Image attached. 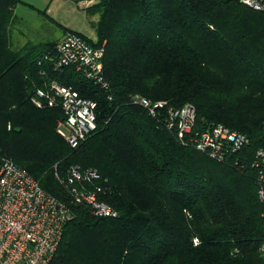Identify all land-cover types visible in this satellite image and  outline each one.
I'll use <instances>...</instances> for the list:
<instances>
[{"label":"trees","instance_id":"obj_1","mask_svg":"<svg viewBox=\"0 0 264 264\" xmlns=\"http://www.w3.org/2000/svg\"><path fill=\"white\" fill-rule=\"evenodd\" d=\"M21 0H0V156L71 210L49 264H264V203L257 149H264V12L240 0H98L106 88L72 67L38 64L55 42L13 48ZM43 71V72H41ZM56 80L96 101V128L72 147L57 132L59 105L32 101ZM139 94L165 104L150 114ZM192 104L194 130L221 123L249 142L223 161L183 144L168 109ZM238 161V164L235 162ZM72 165L96 169L116 216L75 202Z\"/></svg>","mask_w":264,"mask_h":264},{"label":"built area","instance_id":"obj_2","mask_svg":"<svg viewBox=\"0 0 264 264\" xmlns=\"http://www.w3.org/2000/svg\"><path fill=\"white\" fill-rule=\"evenodd\" d=\"M240 1L264 12V0ZM104 54L105 41L93 45L82 34L69 31L55 42L52 51L41 56L38 64L48 60L55 71L72 67L88 82L106 88ZM48 84L50 90L35 89L32 101L41 106L43 99L51 106L61 107L64 117L58 120L56 130L70 146L76 147L96 128L97 103L82 96L71 85L54 79ZM131 100L150 114H155L156 108L165 104V101H152L139 94L132 95ZM195 117L194 106L185 104L179 108L170 107L166 120L181 143L190 144L215 160L223 161L249 142L245 133L221 123L194 130ZM251 164L257 169V193L264 203V149H257ZM99 179L96 169L72 165L65 186L75 202L90 206L95 215L116 216L117 211L100 197L103 187L98 184ZM72 216L65 203L45 192L25 169L10 158L0 156V264H49L61 240L63 227Z\"/></svg>","mask_w":264,"mask_h":264},{"label":"crops","instance_id":"obj_3","mask_svg":"<svg viewBox=\"0 0 264 264\" xmlns=\"http://www.w3.org/2000/svg\"><path fill=\"white\" fill-rule=\"evenodd\" d=\"M74 1L77 7L85 11L84 14L90 13L91 24H96L98 13L89 11L87 7L98 0H90L92 1L90 4L86 1ZM63 4L62 0H21L17 3L13 8V18L9 29L11 47L20 48L28 41L56 42L59 40L68 29L63 28L61 33L56 34L53 33L52 24H68L62 18Z\"/></svg>","mask_w":264,"mask_h":264},{"label":"rangeland","instance_id":"obj_4","mask_svg":"<svg viewBox=\"0 0 264 264\" xmlns=\"http://www.w3.org/2000/svg\"><path fill=\"white\" fill-rule=\"evenodd\" d=\"M63 5L62 8L63 10V19L65 22L68 24H60V25H55L52 24V30L53 33H61L63 28H67L68 30L65 31H82L84 33L82 34L85 38L91 40L92 42H97L98 41V36H97V24H91L90 21V13L84 14V10L80 7H77L76 3L74 0H62ZM90 4L92 1H86ZM86 3V4H88ZM92 4H90L91 6ZM89 6V7H90ZM93 12V11H91ZM99 15V13H98ZM64 33V34H65Z\"/></svg>","mask_w":264,"mask_h":264}]
</instances>
